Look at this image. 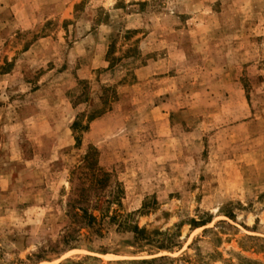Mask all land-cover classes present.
Wrapping results in <instances>:
<instances>
[{"label":"rangeland","instance_id":"1","mask_svg":"<svg viewBox=\"0 0 264 264\" xmlns=\"http://www.w3.org/2000/svg\"><path fill=\"white\" fill-rule=\"evenodd\" d=\"M0 264H264V0H0Z\"/></svg>","mask_w":264,"mask_h":264},{"label":"trees","instance_id":"2","mask_svg":"<svg viewBox=\"0 0 264 264\" xmlns=\"http://www.w3.org/2000/svg\"><path fill=\"white\" fill-rule=\"evenodd\" d=\"M154 260H156V259H154ZM153 261V260H152ZM151 262V261H150Z\"/></svg>","mask_w":264,"mask_h":264}]
</instances>
